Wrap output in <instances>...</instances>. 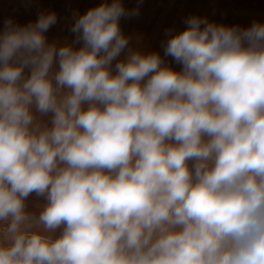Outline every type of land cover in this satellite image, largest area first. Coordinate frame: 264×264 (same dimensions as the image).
<instances>
[{
    "label": "clouds",
    "instance_id": "9594fccd",
    "mask_svg": "<svg viewBox=\"0 0 264 264\" xmlns=\"http://www.w3.org/2000/svg\"><path fill=\"white\" fill-rule=\"evenodd\" d=\"M139 15L3 21L0 264H264V23L189 16L162 57Z\"/></svg>",
    "mask_w": 264,
    "mask_h": 264
},
{
    "label": "rangeland",
    "instance_id": "374dc122",
    "mask_svg": "<svg viewBox=\"0 0 264 264\" xmlns=\"http://www.w3.org/2000/svg\"><path fill=\"white\" fill-rule=\"evenodd\" d=\"M34 1L36 0H0V29H2L5 19H12L21 26L27 24L28 19L33 16H36L37 19L40 10H35V13L29 15V18H27L28 14L26 13L27 9L32 11L31 4ZM44 1L47 5L46 9L51 7L50 0ZM102 2L103 0H57L58 19L62 22H59L51 34H46L48 41L63 42L65 39L69 41L73 39V34L69 31L73 23L72 13L78 11L80 14H84ZM123 3L125 8L129 10L139 6L143 18L140 20H142V26L146 28L143 27L145 29L143 35L145 36L146 32L148 37L155 40L154 43L160 42L159 35L162 31L163 37H166L164 32L166 29L171 28L175 32L184 30L186 27L184 20L189 16L206 17L209 22L242 28L250 27L254 21L264 23V0H252L247 4L240 0H142V3L139 0H123ZM145 16H151V20H145ZM36 19L34 20L36 21ZM127 19L131 21L132 18ZM130 30L131 28L128 27L122 32L125 35H130ZM138 38H142L141 33ZM29 200L30 202L34 201L35 197H30Z\"/></svg>",
    "mask_w": 264,
    "mask_h": 264
},
{
    "label": "bare ground",
    "instance_id": "6f19581e",
    "mask_svg": "<svg viewBox=\"0 0 264 264\" xmlns=\"http://www.w3.org/2000/svg\"><path fill=\"white\" fill-rule=\"evenodd\" d=\"M50 1H51V7H49L48 9H46L47 5H46V2L44 0H38V1L36 0V1L32 2V4L30 2H28L33 7L32 11L30 9L26 10V13L28 14L27 18L30 17L29 15H33L35 13L34 12L35 10H40V12H43L44 10H45V12H54L57 15V23L49 29V31L46 33L47 35L52 33L54 28H56L59 25V22L60 23L62 22L61 20L58 19L57 0H50ZM240 1L243 3L245 2V4H247L248 2H251L252 0H240ZM28 6L30 7L29 4H28ZM140 18L143 19L141 17V13L138 17H134V18L132 17L131 21L127 18H122L120 21V27H121L122 31H125L128 27L131 28L130 35H125V33H124L125 36L130 38V47H132L134 50H139L142 52H157L163 57V49L161 47V42L165 41L167 39L166 37H163V31H162L161 35H159V38H161L160 42L154 43L155 40L152 37H148L146 32H145V36L143 35L146 28L144 26H142V23H141L142 20H140ZM34 19H36V16H33L31 19H28L27 23L35 22ZM148 19L151 20V16H145V20H148ZM145 20H144V22H145ZM141 30H142V32H141ZM64 31L67 32V30H64ZM140 33H141L142 38H138V36H140ZM63 34H65V33L63 32ZM165 59H166V62L170 63L171 66L175 70H177V71L179 70V66L176 65L174 62H172L170 57L165 58Z\"/></svg>",
    "mask_w": 264,
    "mask_h": 264
}]
</instances>
